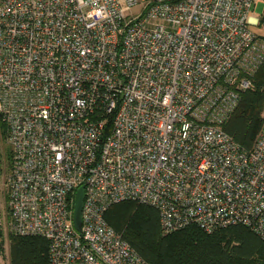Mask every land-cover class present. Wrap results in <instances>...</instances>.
Wrapping results in <instances>:
<instances>
[{"label":"built area","instance_id":"obj_1","mask_svg":"<svg viewBox=\"0 0 264 264\" xmlns=\"http://www.w3.org/2000/svg\"><path fill=\"white\" fill-rule=\"evenodd\" d=\"M257 2L0 0V264L10 235L45 237L49 264H148L104 218L122 200L163 233L264 240V123L250 149L223 129L264 61Z\"/></svg>","mask_w":264,"mask_h":264},{"label":"trees","instance_id":"obj_2","mask_svg":"<svg viewBox=\"0 0 264 264\" xmlns=\"http://www.w3.org/2000/svg\"><path fill=\"white\" fill-rule=\"evenodd\" d=\"M251 80V87L241 91L236 108L223 125L224 131L246 149L251 148L264 123V61ZM0 134L5 136L1 123ZM4 159L8 165L7 149ZM104 218L148 264H264V240L245 225L207 232L189 224L163 233L159 210L133 200L113 203ZM47 250L48 241L41 235L9 236V264H49Z\"/></svg>","mask_w":264,"mask_h":264},{"label":"rangeland","instance_id":"obj_3","mask_svg":"<svg viewBox=\"0 0 264 264\" xmlns=\"http://www.w3.org/2000/svg\"><path fill=\"white\" fill-rule=\"evenodd\" d=\"M135 13V8L129 10L128 12H132ZM251 16L257 17L258 18V24H252L250 25V29L254 32H256L259 35L264 36V26L262 24L261 21V17L264 14V4L262 2H257L255 5H253L251 7V12H250ZM0 123L3 124V129H4V133L5 136L2 137L0 134V179L2 178V172L3 170L7 169V164L5 163V159H4V153H5V149L9 150V145L6 142V129H5V125L4 123L1 121L0 118ZM3 200H0V221H2L3 219Z\"/></svg>","mask_w":264,"mask_h":264},{"label":"water","instance_id":"obj_4","mask_svg":"<svg viewBox=\"0 0 264 264\" xmlns=\"http://www.w3.org/2000/svg\"><path fill=\"white\" fill-rule=\"evenodd\" d=\"M262 24L264 26V14L262 19ZM82 200H83V186H79L75 193L74 210H73V224L78 231L80 230L81 227Z\"/></svg>","mask_w":264,"mask_h":264},{"label":"clouds","instance_id":"obj_5","mask_svg":"<svg viewBox=\"0 0 264 264\" xmlns=\"http://www.w3.org/2000/svg\"><path fill=\"white\" fill-rule=\"evenodd\" d=\"M85 0H80V3L81 4H84ZM121 3H123V0H121ZM93 13H90L89 15H92ZM96 15H99V13H95ZM249 22L252 23V24H255L257 23L258 21L256 19H252L251 17L249 18Z\"/></svg>","mask_w":264,"mask_h":264}]
</instances>
